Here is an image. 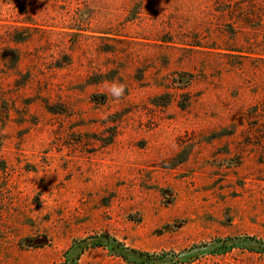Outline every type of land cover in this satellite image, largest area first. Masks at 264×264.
<instances>
[{
    "label": "rangeland",
    "instance_id": "rangeland-1",
    "mask_svg": "<svg viewBox=\"0 0 264 264\" xmlns=\"http://www.w3.org/2000/svg\"><path fill=\"white\" fill-rule=\"evenodd\" d=\"M263 41L264 0H0V264H264Z\"/></svg>",
    "mask_w": 264,
    "mask_h": 264
},
{
    "label": "trees",
    "instance_id": "trees-1",
    "mask_svg": "<svg viewBox=\"0 0 264 264\" xmlns=\"http://www.w3.org/2000/svg\"><path fill=\"white\" fill-rule=\"evenodd\" d=\"M234 17V21L235 22H238V21H241V22H243V26H247V27H252V23L250 22V21H248V19H243L242 17H240V16H237V15H234L233 16ZM230 30H232L231 31V34L234 36V35H236V33H238L239 31H234V29H230ZM241 32V31H240ZM262 43H264V41L262 42ZM249 47L248 48H246V49H232V51H235V52H239V53H246V54H253L252 53V49H251V47H250V44L248 45ZM234 48V47H233ZM243 50H245V51H243ZM64 62L63 63H61L60 65H58V67L60 68V67H62L64 64H68L69 63V58L66 56V57H64ZM184 76H187V80H186V83L185 84H190L191 82H192V76L193 75H191V74H184Z\"/></svg>",
    "mask_w": 264,
    "mask_h": 264
},
{
    "label": "clouds",
    "instance_id": "clouds-1",
    "mask_svg": "<svg viewBox=\"0 0 264 264\" xmlns=\"http://www.w3.org/2000/svg\"><path fill=\"white\" fill-rule=\"evenodd\" d=\"M124 92V87L123 85L120 86H113L111 88V93L114 97L119 98Z\"/></svg>",
    "mask_w": 264,
    "mask_h": 264
}]
</instances>
